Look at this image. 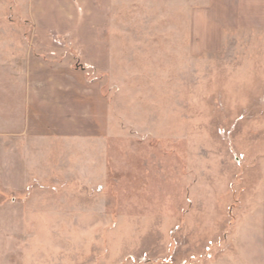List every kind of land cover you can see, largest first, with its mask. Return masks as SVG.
Returning <instances> with one entry per match:
<instances>
[{"label": "rangeland", "instance_id": "rangeland-1", "mask_svg": "<svg viewBox=\"0 0 264 264\" xmlns=\"http://www.w3.org/2000/svg\"><path fill=\"white\" fill-rule=\"evenodd\" d=\"M137 1L123 56L100 71L98 136L47 137L29 158L25 139L0 148V264H207L251 213L264 159L260 35L227 32L195 59L191 37L181 45L182 0Z\"/></svg>", "mask_w": 264, "mask_h": 264}, {"label": "crops", "instance_id": "crops-1", "mask_svg": "<svg viewBox=\"0 0 264 264\" xmlns=\"http://www.w3.org/2000/svg\"><path fill=\"white\" fill-rule=\"evenodd\" d=\"M182 2L177 12L181 45L183 49L185 35L191 37L190 57L218 52L227 32H257L264 61V0ZM154 4L157 7L156 2L148 7L153 9ZM8 5L7 23L0 28L2 151L9 139H25L29 158L34 143L47 137L98 136L99 111L104 106L100 71L112 57L123 56L121 36L131 29L124 14L132 8V21H137L136 7L141 4L137 0H11ZM166 9L168 22V4ZM261 163L251 213L241 218L234 243L207 264H264V159Z\"/></svg>", "mask_w": 264, "mask_h": 264}, {"label": "built area", "instance_id": "built-area-1", "mask_svg": "<svg viewBox=\"0 0 264 264\" xmlns=\"http://www.w3.org/2000/svg\"><path fill=\"white\" fill-rule=\"evenodd\" d=\"M208 250H209V248H208Z\"/></svg>", "mask_w": 264, "mask_h": 264}]
</instances>
